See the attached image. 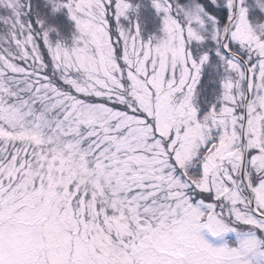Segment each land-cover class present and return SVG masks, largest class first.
<instances>
[{"label": "snow or ice", "instance_id": "snow-or-ice-1", "mask_svg": "<svg viewBox=\"0 0 264 264\" xmlns=\"http://www.w3.org/2000/svg\"><path fill=\"white\" fill-rule=\"evenodd\" d=\"M151 4L144 38L130 0H0V264H264V19L248 0Z\"/></svg>", "mask_w": 264, "mask_h": 264}, {"label": "trees", "instance_id": "trees-1", "mask_svg": "<svg viewBox=\"0 0 264 264\" xmlns=\"http://www.w3.org/2000/svg\"><path fill=\"white\" fill-rule=\"evenodd\" d=\"M139 1V0H138ZM144 1V0H140ZM41 0H36L37 7L39 6V3ZM136 2V1H135ZM249 4H252L253 7L250 10V17L251 16H260L261 19H264V14H261L259 9L255 7L254 0H248ZM140 5H146V8H144V23L141 26L142 34H146L148 32H151L152 34H156L159 31L160 26V18L157 15L155 9L152 7V4H149V1H145V4ZM218 14H223L224 9L223 7L217 9ZM45 23L47 25H51L55 30L49 32V37H51V41H54L56 36L53 38L55 33L58 34V38H66L68 39V43H70L71 37L74 33V29L71 26V20L66 15V12L64 10L57 11L54 14H47V10L45 9ZM145 25V26H144ZM142 27H145L143 30ZM60 40V39H58ZM208 44V42H206ZM209 45V44H208ZM214 55H211L210 57V63L208 65H205L202 74L200 77V81L197 85L196 92H195V105L198 108V112L200 114H203L204 112L208 111L209 105L215 102V96L219 89V81L217 79V75L219 72V69L214 70L211 66V61L215 60ZM50 74V71H49ZM196 167L193 166L189 168V171L192 173H196L200 165L198 163L194 164Z\"/></svg>", "mask_w": 264, "mask_h": 264}, {"label": "rangeland", "instance_id": "rangeland-1", "mask_svg": "<svg viewBox=\"0 0 264 264\" xmlns=\"http://www.w3.org/2000/svg\"><path fill=\"white\" fill-rule=\"evenodd\" d=\"M145 1H149V4H151V0H144V1H140V0L139 1L138 0H130V3L132 5L137 6V8H136V12L135 13H133L131 10H129V12L127 14L128 15V19H124L123 17L121 18V23L124 26H128L129 23H130V21H133V17H135V21L134 22L135 23H138L140 25V27L142 26V24L145 21L144 20V13H143V11H144V8H146V5H140V4H145ZM71 23H72L71 26L74 29V24H73L72 21H71ZM142 28H143V30L145 29V27H142ZM0 31H2V26H0ZM74 31H75V29H74ZM149 35H153V34L151 32H148L146 34H142V36L144 38H147ZM155 35H159V31ZM55 36H56V38L54 39V41H51L52 43H56L58 41V39H60L59 41H61L62 43H64L67 46H70L72 44L73 35L71 37L70 43H68V39L66 40L65 37L64 38H58L60 35L58 36L57 33H55L54 36H52V37L54 38ZM50 38L51 37H49V39ZM207 42H208L209 45L211 44V41H207ZM211 55H214V54H211ZM213 58L215 59V56ZM194 101H195V97H194ZM193 167L195 168L196 166L193 165ZM200 171H201V166L198 168V170L196 171V173L199 174ZM200 234L213 247L220 246L222 243H224L226 241L231 243L235 239L234 233H232V232L225 233V234H223L222 237H219V236L214 237L206 229H202L201 232H200Z\"/></svg>", "mask_w": 264, "mask_h": 264}]
</instances>
